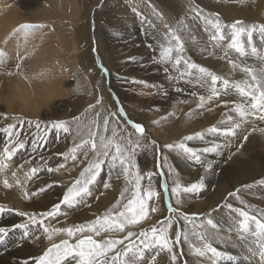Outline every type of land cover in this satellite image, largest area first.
<instances>
[{"label":"rangeland","instance_id":"obj_1","mask_svg":"<svg viewBox=\"0 0 264 264\" xmlns=\"http://www.w3.org/2000/svg\"><path fill=\"white\" fill-rule=\"evenodd\" d=\"M141 1L152 4L157 10L159 8V6L155 5L157 3L153 2V0H9L10 5L15 6L21 14H29L31 11H33L37 17L29 18L28 16H25L27 22L29 23L22 22L23 20L20 19L21 21L18 22L14 27V29H18V38H16L17 32L12 30L9 33V37H7L5 40L0 39V51L4 53V56L0 57V129L6 128L9 124H16L13 132L19 133L18 137L16 135L9 137L6 132L0 131V159H3V150L5 147H8L11 150V148L15 146V143H24V147L18 149L13 154L10 160L4 161L8 165L7 169H9V172H6L5 169L0 171V187L5 186V180L8 181L9 185H13L11 182L15 183L18 181V184L15 183V186L16 184L17 186H19L18 191H16L17 194H15L14 197H17V200L21 199L19 200V203L22 202V204H25L28 198L34 197L33 194H39L41 195L40 197L42 199L49 200L47 198H50L51 203L53 202V199L57 198V203H55V205L60 204V208L58 210L59 214L57 213L54 216H44L42 214L52 211L54 206H52L51 203L46 208L40 206L36 207L34 211H29L26 208H22L23 205L14 206L13 204L15 203H13L12 200L8 198H1L2 200L0 199V206H3L6 210L0 213V228H4L7 230V235H5L4 237V242L0 243L1 261L5 262L3 264H19L21 261V264H24L23 262L25 261H27V264L29 261V264H35V259L33 257H31L32 259L30 257L24 259L19 255V249L23 248V246L19 243H25L26 240L27 242L30 241V229L32 228L31 226L34 225L29 219L30 216L34 215L38 222H40L41 219L44 222L50 220L55 224L53 225V227H63L65 224H62L57 220V217L59 215H64L67 217L70 216L71 219L76 220V217L80 214L82 215L83 212H85V208L87 209L86 201H88L87 203L89 204L91 203L89 202L90 199H87V197L89 198V196H85V198L82 197L83 199L77 198V201L72 205L62 203L63 196L66 193L67 189L75 182L76 179H78L80 172L93 158V152L91 150L90 143L84 145L85 148L83 147L77 150L76 156L78 160L73 161L71 159L72 163L70 162V159L66 160L64 156L59 154L70 153V150L76 145L80 144L82 141L90 140L92 138V133H96L95 139L97 144H99V137L101 135L104 136V133L108 134L107 139L108 136L109 138L112 137V139L117 143L119 142L121 144H125L126 140L129 138L133 142H135L140 134L135 131L129 121L139 123L144 127L146 131L139 141L141 147L136 149L135 154V161L139 169V174L144 177V179H142L141 181V192L143 194L145 190H154L158 193L160 192L161 197H163L161 191L165 188L168 191L172 189L176 184V177L179 178L178 170H176L177 166L174 165V160L175 157H183L185 152L180 153L181 150H184L176 147V145L180 142H183L187 147H191L192 149L196 150V152H199V149H201V147L195 145L192 147L191 145L193 144L191 143V141L194 142L195 140H197L198 143H200L201 141L205 142L211 139L213 134L212 132H207V135L205 133L203 134V138L196 136V139L194 134L193 139L184 140V137L188 135L193 136V134L190 132L189 134L184 135L183 133L179 132L174 134L173 136H169V132L164 131V129L162 131V134H159L154 130L153 123H155V126L159 124L162 129L163 124L168 122V119L171 118V116L175 115L174 118H176V114L174 113L176 111H180L181 109L185 110L181 112L183 113L185 122L187 120L196 122L200 118H203L200 115L193 114V111H195L196 109L205 111L204 117L207 118L208 113L211 114V112H207V110L213 111L215 98H217L220 102L229 101L237 104L243 103L245 104V106L247 105V97H243L240 94H233L230 98L227 99L225 98V93H219V95H222L224 98L219 95L213 97V102L210 100L209 103H207V101L202 108L198 107V105L200 104V99L197 103L192 105L190 103V100L196 96L195 91H198L200 88L204 87V81L200 79L193 80L189 75H186L187 73L185 70L183 72L185 73V75L180 77H183L182 79H179V76H176V70L173 67L172 62L170 63L162 61L160 52L161 45L163 44L161 43L160 39V31L155 28L149 29L147 27V31L144 32V27H146L148 23L151 24V22H147L149 19V15L142 8ZM181 1L185 5L183 6L181 3L182 7H184V16L186 15L185 18L187 20L184 23L186 34L190 33L188 29L189 26L193 27L194 29V33H190L189 40H193V42H195L196 44L197 42H200L202 46L205 44V47H208L205 50L207 52L209 51V53H214L216 50H219V48H217L218 46L210 41L212 35L206 33L207 28L202 24L201 18L195 16L196 13L193 11V7L195 6L196 9L202 7V15L205 18L207 17L211 20H215L217 18L214 14L219 13L218 9L205 7L203 0H192L194 3H192L191 0H180V2ZM50 2L54 4V13L51 12L43 14ZM190 4H194V6ZM133 9H135V11ZM187 14L189 16L193 15L196 18H194L193 16L189 18ZM218 18L220 21L222 20L221 23H223L224 25H231L234 21L237 20L243 21V26L245 24L247 27L253 24H264V20H249L247 18H240L239 16H226L222 18L220 17V15H218ZM21 25H43V27L35 28L37 30V34L32 31V33L35 34V37L31 39L30 43L34 39L38 40V42L42 45V48L45 47L47 52L52 51V54L48 55L45 62L48 64V71L47 73L45 71H42V77L45 81H48V73H53L55 75V78L57 79V82L55 79L56 85L55 88L53 87L51 97L47 98L48 100H45V102L43 101V104L40 103L37 111L23 108L22 103L18 98H15L14 102L12 103L6 101L4 98L5 92L7 90L6 87H8L5 81H7L9 78H20L22 76L20 79L28 84H33L32 86L35 87V83L31 80L34 78L33 75H31L32 73L27 72V70H24L20 66V68L17 67L21 58L16 56V54L10 50V46H19L22 39L27 38L23 33L25 29L20 28ZM202 34H206V38L203 39H205L207 43L202 41ZM226 34L231 35V29L226 31ZM182 39L183 37H181V40ZM198 39H201V41H199ZM252 39L253 41L256 40V44H259L263 41V43L259 44V49H256L258 51V55L261 58V61L264 63V36H262V34L257 30L253 32ZM8 41H12L13 45H8ZM28 43L29 40L27 41V44ZM214 46H217L216 49L214 48ZM251 49L252 48L246 49V55H240L241 60H237L235 58H233L234 60L231 59V61H235V63L238 65V69L235 68L233 71L235 73V71L238 70L237 74L235 73L236 77L232 72L233 77L229 76L223 78H226L229 81H243L244 79L248 78H246L247 76L242 73V75H244L245 77L244 79H239V75L241 74L239 73V71L242 72L240 70L242 67H250L258 72L263 69L259 67L260 65L250 66L249 63H251V59L257 60L256 56L248 54L249 52L252 53ZM190 51L191 46H186L185 53L187 52L186 54H188L190 53ZM229 55L230 54H225L223 56L231 57ZM234 57H237V54H235ZM231 65L232 64H230V66ZM105 69L106 71H104ZM165 69H167V71ZM25 74H27V76ZM28 74H30L31 76ZM173 76H175L176 78ZM42 77L37 76L38 80H43ZM178 84H180L181 86ZM185 85L190 88L188 89L187 87H185ZM158 95H160V97ZM238 96L241 97L239 98ZM237 99H239L240 101H238ZM97 101H100V103H97ZM89 105H92L93 107L89 108ZM182 105H184V108H181ZM179 108L181 109L179 110ZM186 108L189 109V111H187ZM120 109H123V114L121 113ZM190 109L193 111H191ZM230 109L233 110H229L225 113L228 115L239 116L238 113L235 112L234 108ZM185 112L188 113L186 114ZM220 113L223 116H226L224 115L223 111H220ZM249 115L250 117L247 116L248 119H254L255 117H258L257 111L254 114ZM185 116L189 117L185 118ZM5 117H7V119ZM13 117H16L17 119L14 120L12 119ZM247 117L243 119H246ZM162 118L165 119L163 120ZM19 119L24 120L23 125L17 122ZM105 119L108 120L107 131L103 129L104 123L102 121H104ZM225 120L228 124L227 127H230L232 125H235L236 122H241L242 118H240L238 121H232L229 120L228 116H226ZM28 121H32V124L29 125ZM54 121L67 122L70 131L68 133L63 132V130H60L58 132L56 129L51 128V123ZM37 122L40 124L39 129L36 127ZM150 122H152V125ZM111 129H116L118 133V135L114 138L109 133V131L112 132ZM104 137L106 138V136ZM121 137H125V140H121ZM157 138L161 141L157 140ZM225 139H227V137H225ZM169 144L174 145V147L171 149H169L168 147L166 148V145ZM207 147L210 148L212 146L209 145ZM114 152L115 148L113 146L112 153L114 154ZM170 152L173 154H171ZM84 153H87L88 155L87 160H85ZM144 155L145 159L143 158ZM185 155L187 157L185 158L186 163H203L204 159L199 153H197V155L200 157V162H197L195 159H190L187 153H185ZM34 163L37 166L39 165L40 167H33V165L36 166ZM105 164L102 166V170L95 183L89 186L90 192L95 196L97 195L99 201H101V196L100 191L96 186L97 183L106 180L112 182L117 178L114 177V179L112 176H110L112 172L116 173L117 168L110 169L108 163ZM118 164L119 163L117 162V166ZM60 165H64V167H60ZM231 165L232 164L230 163L226 165L223 164L221 167V172H232L233 170ZM11 167L14 170H11ZM30 167L38 169L36 174H34L35 176L30 174L32 169ZM49 168L53 169V171H48ZM15 172L20 174V176H12ZM21 172H24L25 174L26 172L30 173L26 174V177H23ZM67 172L71 175L70 178L66 176ZM149 172L153 173L152 176L155 177V179H153L151 176V184H149V178L146 175ZM166 173H168L169 179L167 178ZM73 176L74 178H72ZM119 176L120 180L124 181V183H126V185L128 186L127 188L129 189V191L125 193L124 200L126 201L127 199L131 198L133 190L132 188H134V181L129 184L121 171L119 172ZM202 176L203 175L200 172L198 177H196V180L199 181V183L202 182L204 187L196 193L199 196L204 197L208 193H211L212 189H214V185L204 184ZM36 178L37 180H35ZM25 179H29V181H25ZM164 181H167V184L163 188L162 185L165 184ZM258 181V179L247 180L242 186H240L238 190L243 192L247 189L257 188L258 185L256 183ZM185 185L186 184H184L183 187H185ZM123 186L121 187L120 191L117 192L118 194L116 199L120 198L121 192L126 187ZM161 187L162 190L159 189ZM41 189H43V191H41ZM54 191H56L59 195ZM28 194H30V196L32 197H29ZM164 194L165 190L163 195ZM172 197V206L177 209L175 213H172V215L176 214L180 220L185 221V224L188 225L189 222L183 218L185 214L180 212L182 201H179V203L177 202L180 195L173 194ZM155 200H157L158 202V198H155ZM150 201L151 206H154V203H152L153 198L149 200L148 203H150ZM113 202L115 203L116 201H112L111 204ZM111 206L112 205H110V208ZM8 209H11V211H9ZM119 210H122V206L121 209H114V211ZM22 211L24 213H28L29 215L21 216L17 214V212ZM101 211V209L97 210V214ZM225 211L228 213H226ZM222 212L225 216L230 217L231 215V211L228 209L227 205L222 209ZM206 214L209 219L212 220L210 212L206 211ZM98 216L100 215H97L96 217ZM173 217L174 215L171 216V219L173 221L172 224L176 222L175 217ZM169 219V217L160 218L158 220V226L166 227L167 221ZM7 220L11 221L8 225H5L7 223L3 222H6ZM21 224L27 225V230L29 232L28 237H24V228L16 227V225ZM49 224H47L46 227L52 228V226H50ZM195 225L198 228L197 231L189 232L184 230L180 239L183 242H188L189 244H191L190 246L192 248V251L195 253V257H198V254L195 252V248L197 247L193 244L194 238L199 239L200 234H203L204 237H206L208 235H212V232L210 231V229L209 231L208 229H206V227L202 224V220L195 222ZM228 226L229 228H227V231L233 233L231 229L233 230L234 228L230 225ZM126 228L127 229H125L124 232L116 231L111 233H102L101 236H94V238L97 240L103 239L105 237L111 239H123L128 231L136 233V235L129 238V240H125L124 244L118 245L113 252L107 254H116L117 252H119V257L122 263L127 262V264H133L132 260L128 258V255L131 252H129L128 255L125 256L123 254V250L128 245L132 246V251L136 249L143 250L144 245L141 243V240H144V237H141L139 233L141 231H144L150 234L151 228H149V226L145 224H141L140 222L136 225H128L126 226ZM87 235L91 234H85L84 236ZM58 236L59 234L54 235L50 244L59 243L60 240L56 239L58 238ZM185 236H187V239H185ZM227 236L230 237L229 235ZM76 237L68 239L69 242L74 244L76 239L81 238V236L77 238ZM170 238V242L173 241V252L177 255V264L180 260L179 257H181L180 250H176L177 243L173 239V236ZM231 240L234 241V238L231 237ZM212 242H217V240L213 239ZM47 243L48 244L45 250L50 246L49 242ZM155 249H153L152 251L157 252L158 247H156ZM146 252L147 253L143 251V256L152 258V254H150L151 248L146 249ZM161 255L164 257L168 264H172L171 254H169L166 249L161 250ZM159 258L161 260L160 256ZM208 258L209 261H213V259H211V256ZM101 259L105 260L106 257H103ZM135 262L136 261H134V263Z\"/></svg>","mask_w":264,"mask_h":264},{"label":"bare ground","instance_id":"obj_2","mask_svg":"<svg viewBox=\"0 0 264 264\" xmlns=\"http://www.w3.org/2000/svg\"><path fill=\"white\" fill-rule=\"evenodd\" d=\"M203 1H204L205 7L217 8L219 11L218 15H220V17H222V18L226 17V16L227 17L239 16L240 18H247L249 20H259V21L264 20V0H203ZM153 2L157 3V4H155L156 6H159L158 10L155 9L152 4L145 3V2L141 3L142 8L149 15V19L147 22H151V24L148 23L146 25V27H144V29H145L144 32L147 31V29H146L147 27L149 29H151V28L152 29H154V28L158 29L160 31V34H161L160 35L161 43L164 46H168L167 41L164 38V34L166 32H168V28L165 27V25L167 24L170 28L175 30L176 33L180 37H183V39H182L183 43L185 40L184 52L182 53V55L184 56V58L186 60H188L191 63H195L199 66L205 67L218 76L233 77L232 72L234 71V69H233V67L231 68L232 65L230 66L228 61L233 59V58H235L237 60H241V56L234 49H231L228 47V44L230 43L231 35L226 34V31L230 30L229 27H225L222 30L223 34L225 35V39L223 41L217 42V41H213L212 39H210V41L213 44L218 46V47L214 46V48L216 49V47H217V48H219V50H216L214 53H212L211 52L212 49H211L210 50L211 53H209V51L207 52L205 50L208 47H205L204 43H203L204 45L202 46L200 44V42H197V44H196L195 42H193V40L192 41L189 40L190 33H194V29H193V27L189 26L188 29H189L190 33L186 34V32H185L184 23L187 20L185 18L186 15L184 16L185 10H184V7H182V5L183 6H185V5L182 1L180 2V0H153ZM181 3H182V5H181ZM192 3H194V2L192 1ZM53 5L54 4L52 2H50V4L47 5L48 7L43 14L51 13V12L54 13ZM187 5H189V4H187ZM190 5L194 6V4H190ZM29 6H32V5H29ZM193 8H195V6ZM199 8L201 9L202 7H199ZM217 9H216V11H217ZM55 13H56V10H55ZM25 16H28L29 18L30 17H33V18L37 17L33 11H31L29 14H27V13L21 14L20 11L15 6L10 5L9 0H0V39L5 40L7 37L10 36L9 33L12 30L17 32L16 38H18L19 37L18 29H14V27L21 20H23L22 22L29 23V22H27ZM192 16L193 15H190L189 18H191ZM194 18H196V17H194ZM198 18H199V16H198ZM207 19H208L207 17H206V19H201V22L207 28L206 33L213 35V34H215V29L212 27L211 24L207 23ZM150 20H152V21H150ZM189 23H190V21H189ZM225 23H226V21H225ZM196 24H197V22H196ZM192 26H194V25H192ZM244 26H246V25L244 24ZM32 31L37 34V32H36L37 30L35 28L24 30L23 33L25 34V36L27 38L26 39L23 38L19 46H10V50L13 51L16 54V56L21 58L19 63H18V66L22 67L24 70H27V72L32 73L31 75H33L34 78L31 80L35 83V85H34L35 87L32 86L33 84H28L25 81H23L22 79H20L22 76L21 77L19 76L20 78H9L8 80L6 78L7 81H5V82H6L8 87H6L7 90L5 92L4 98L6 101H8L10 103L14 102L15 98H18V99H20L23 108H28L30 110L32 109V111L33 110L37 111V108H38V106H40V103L43 104L42 103L43 101L45 102V100H48L47 98L51 97V93L53 91V87L55 88L57 79L55 78V75L53 73H48V75H49L48 81H45L44 78L42 77V71H45L46 73L48 71V64L45 62H46V58L48 57V55L52 54L51 53L52 51L47 52L46 48L45 47L42 48V45L38 42V40L34 39L30 43L31 39H33L35 37V34L32 33ZM195 33H196V31H195ZM203 38H206V34H202V41L207 43V41H205V39H203ZM262 38H261V40H262ZM28 40H29V43L27 44ZM241 40L243 41L244 47L246 49L247 48L249 49L252 47L258 48V47H260L259 44L263 43V41H262L259 44H256V40H254L255 41L254 42L252 39V43H251V45H249L248 44V38H247L246 34L241 37ZM199 41H201V39ZM7 43H8V45L9 44L13 45L12 41H8ZM185 44H187V45H185ZM186 46H191V51H190L191 54L190 53L186 54L187 52L185 53V47ZM225 54H230L229 56H231V57H224L223 55H225ZM235 54H237V57H239V58L234 57ZM248 54L256 56V59H257V60L251 59V63H249L250 66H257V65L259 66L260 65L259 67L264 69V63L261 61V58L258 55V53L253 54V53L249 52ZM173 55L175 56V53H173ZM193 56H195V57H193ZM172 65L176 70V76L177 77L179 76V79H182L183 77L180 78L181 73H183L184 70L186 71V66L184 65V63L182 62L178 66H174L173 63H172ZM191 71H192V75H189V76L193 80L200 79V80L204 81V84H205L204 87L200 88L198 91L194 90L196 92V96L190 100V103L192 105H194L195 103H197L199 101L200 96H204L206 98V101H207V97L211 94V91H210L211 81H210V78H208V77L201 78V74L197 70L193 69ZM237 71H235L236 74H237ZM235 73H234V76L236 75ZM239 73H241L239 75V79H244V77H245L244 75H246V74L244 73V75H242L243 72H240V71H239ZM25 75L27 76V74H25ZM28 75H30V74H28ZM51 75H52V77H51ZM37 76L42 77L43 80H38ZM15 77H16V75H15ZM173 77H175V76H173ZM246 78H248V77H246ZM55 79H56V82H55ZM248 79H250V78H248ZM186 84H188V83H186ZM3 85H5V84H3ZM178 85H180V84H178ZM185 87H187V86L185 85ZM199 87H200V85H199ZM217 90L219 93H223V94L225 93V98H227V99L230 98L233 94L239 95V92L236 91L234 88H229L227 90H224L220 83L217 84ZM171 92H172V90H171ZM178 94H179V92H178ZM158 96L160 97V95H158ZM219 96H222V95H219ZM237 100L240 101L239 99H237ZM248 102H249V98L247 99V102H246L247 105H248ZM178 103H179V101H178ZM207 103H209V101ZM236 104L237 103H232L229 101L220 102L217 98H215L214 105H213V111L207 110V112H211V114L208 113L207 118L204 117L205 111L199 110V109H196L195 111H193V110H191L192 109L191 108L190 110L193 111V114L200 115L203 117V118L198 117L200 119L197 121L195 120L196 122L190 121V120H187L186 122L184 121L183 113H181V112L185 111V110L181 109L184 106V105H182L181 108H179V110L180 109L181 110L176 111L174 113V114H176V118H174L175 115L171 116V118L168 117L169 121L166 122L165 124H163L162 129L158 123H157L158 124L157 126H155V123H153L154 124L153 127H154L155 131H157L159 134H162V131L164 129V131L169 132V136L170 135L173 136L174 134L179 133V132L183 133L184 135L189 134L191 132L193 134V137H194V134H195L194 132H196V133L199 132L202 134L205 133L207 135V132H210V131H208V129L213 127V126L220 129V131H218V132H212L213 136L212 137L210 136L211 139H209L205 142L201 141L200 143H198L197 140H195L194 142L191 141V143L193 144V145H191L192 147L194 145L201 147V149H199V152H197V153H199L201 155V157L204 159L202 164L193 163L192 161H191L192 163H190V162L186 163L185 158H187V157H186L184 151H182V150L180 151V153H184V156L183 157H175V160H174L175 164L174 165L177 166L176 170H178V175H179V178L176 177V182H179L181 187H183L184 184H186L185 187H187L193 183H199V181L196 180V177H198L199 173L201 172L203 175L202 177H203L204 184L214 185V189H212L211 193H208L204 197L199 196L196 192L195 193H185V192L181 191L179 193V195H180L179 201L180 202L182 201V206H181L180 212L191 217V219L187 220L189 222V224L186 225L185 221L180 220L176 214H173L176 222L174 224H172L171 228L169 229V237L173 236V239L175 240V233L177 231H179L181 233V235L184 232V230L189 231V232L197 231L198 228L196 227L195 222L202 220V224L206 227V229H208V231L210 229V231L212 232V235H208V236L204 237L203 240L200 238L199 239L194 238L193 244L197 248L203 249L204 244L209 243L219 253H221V255L214 257L211 252H207L204 256L198 255V257H195V255H194L195 253L192 251V248L190 246L191 244H189L188 242H183L180 239L179 242L177 243L176 250L177 251L180 250L181 257H179L180 260L178 261L177 264H264V262L261 261V258L259 256L258 252H257V254L253 255V253H250L248 251L249 247H252L254 250L256 249V237H254L251 234L252 231H255V224L250 222V225H249L250 231L245 232V233H241L239 230V222L243 219V217L240 216L239 211H237V210H242V211L248 212L250 216H256L257 219L264 220V183H261V181H264V118H261L262 116H264V112L257 111L258 117H255L254 119H248V117H250V115H248V117L246 119L242 118L241 122H236V124H239L240 126L238 128H235L234 134L226 133L225 129L232 128V126H234V125H232L230 127H227L228 124H227V121L225 120L226 116L231 117L232 121L233 120L238 121L241 118L237 115H228L225 113V112H228L229 110H233L230 108L235 109ZM195 108H196V106H195ZM187 111H189V109H187ZM220 111H223L224 115H226V116H223L220 113ZM217 112H219V113H217ZM185 113L187 114L188 112H185ZM188 117L185 116V118H188ZM179 120H183V121H179ZM102 122L104 123V121H102ZM150 123L152 125V122H150ZM248 131H250V132H248ZM100 132H101V130H100ZM121 132H122V130H121ZM150 133H152V132H150ZM153 135H155V134H153ZM225 137H227V139H225ZM245 137H246V139H245ZM108 138H109V136H108ZM158 138H157V140H160ZM106 139H107V136H106ZM195 139H196V136H195ZM162 140H164V139H162ZM209 145H211L212 147L217 146L216 150L213 151L214 153L211 151L210 152H204L203 151V149L208 148L207 146H209ZM196 149H198V148H196ZM171 154H173V153H171ZM174 154H176V153H174ZM143 158L145 159V155L143 156ZM14 159H16V158H14ZM70 162L72 163V160ZM30 163H32V162H30ZM228 163L232 164L231 166H232L233 171L230 173H224V172L222 173L221 172L222 171L221 170L222 165L223 164L226 165ZM38 166L33 165V167H38ZM30 168H32V167H30ZM116 168L118 171L116 170V173L112 172V174L110 175L113 178L119 176V172L121 171L119 164H118V166H116ZM237 168H238V170H237ZM11 170H14V169L11 167ZM25 170H27V169H25ZM5 171L9 172V169L5 168ZM63 172H65V171H63ZM19 173H20V171H19ZM29 173L30 172H28V173L26 172V174H29ZM21 174L23 175V177H26V174L24 172H21ZM16 175L20 176V174H18V173H16ZM166 175H167V178L169 179L168 173H166ZM66 176L69 178L71 177V175L68 172L66 173ZM16 177H15V179H16ZM202 177H200V178H202ZM39 178H41V177H39ZM72 178H74V176ZM152 178L155 179L154 176H152ZM174 178H175V176H174ZM254 179L259 180L256 183L258 185L257 188L247 189L243 192H241L240 190L237 191L240 188V186H242L244 184L245 181L254 180ZM26 180L29 181V179H25V181ZM35 180H37V178ZM14 182H15V180H14ZM105 182H108L110 184V187L108 189H105L103 187ZM11 183L13 185H11L10 187H5V186L0 187L1 188L0 199L1 198H8V199L12 200L13 203H15V204H13L14 206L15 205H23L22 208H26L29 211L30 210L34 211V209L36 207H40V206H42L43 208H46L51 203L50 198L46 197L49 200L42 199L40 197L41 195H39V194H36V195L33 194L34 197H32V196H30V194H28L29 197H32V198H28V196H27L28 199L26 200L25 204H22V202L19 203V200H21V199L17 200L16 199L17 197L16 198L14 197V195L17 194L16 191H18V187H19V186H17L18 183L15 182V183H17L16 186H15V183H13V182H11ZM164 183L165 184L162 185L163 188L167 184V181H164ZM0 184H1V182H0ZM123 185L128 187L126 185V183H124V181L120 180V176H119V178H116L112 182H110L109 180H106V181H102V182L97 183L96 186H97V189L100 191L101 201L98 200L97 195L95 196L94 194L91 193V195H89V198L87 197V199H90L89 202H91V203L89 204V203H87L88 201H86L87 209L85 208V212H83L82 215L80 214L79 216H77L76 220L71 219L70 216L67 217L64 215H59L57 217V220L60 221L62 224H65V225L63 227L58 226V228H65V227L85 224L87 222H90V221L96 219L97 215L102 216L107 211V209L110 208V205L114 204V202L112 204H111V202L117 201L119 199V198L116 199L117 194H118L117 192L120 191V189ZM162 187L159 189L162 190ZM129 188H130V186H129ZM164 190H165V194L163 195ZM166 190L167 189L165 188L161 191V194L163 197H161L160 192H159L158 197H153L152 203H154V206H151V201H150V203H148V209H149L148 218L141 221L140 222L141 224H145V225L149 226V228H151V229L153 227H156L157 230H159L160 228H162L164 226H162V227L158 226V220L162 217L171 218V216H173L172 213L176 212L177 209L172 206V202H171V201H173L172 189H170L169 191L168 190L166 191ZM170 191H171V193H170ZM54 192L57 193L56 191H54ZM230 193H235V195H230ZM24 195H26V194H24ZM43 196H45V195H43ZM155 198L156 199L158 198V202H157V200H155ZM126 202H127V200L126 201L122 200L121 206H123V204ZM55 203H57V198L53 199V202L51 203L52 206H55ZM169 205H171V207L173 209H175L174 212L169 213V211H168ZM226 205L228 206V209L231 211L230 217L225 216L222 212V209ZM152 207L157 208V211L152 212L151 211ZM99 209H101L102 211L98 212V214H97V210H99ZM47 210H49V209H47ZM82 211H83V209H82ZM206 211L210 212V214L212 216V220L209 219V217L207 216V214H209V213L206 214ZM77 212H80V211H77ZM226 213H228V212H226ZM61 214H63V213H61ZM10 221L11 220H7L6 222H3V223H7L5 225H8ZM41 221H42V219H41ZM58 221H55V222H58ZM209 221H211V223H209ZM42 222H43V224H41L40 222H37L36 224L31 226L32 228L30 229V231H31L30 241L27 242V240H26L25 243H19L23 246V248L19 249L20 250V253H19L20 257H22L24 259H27L28 257H30V258L31 257H33V258L39 257L42 254V252L45 250V248L48 244L47 242H49V244H50V242H52L46 238V235L43 233V227H45L49 223H50L49 225L52 227L55 224L52 223L50 220H48L46 222H44V221H42ZM228 225H230L231 227L234 228L233 230L231 229V231H233V233L227 231L228 230L227 228H229ZM125 229H127V228H125ZM85 234H91V233H83V235H85ZM149 235H151V230H150ZM227 235H229L230 237H228ZM79 236H81V234L77 235V237H79ZM241 236H243L244 239H241ZM36 237H39V239H36ZM231 237L234 238V241L231 240ZM64 238L70 239L69 237H67L66 234H59L58 238H56V239L61 240ZM8 239H9V237H8ZM31 239H32V241H31ZM213 239L217 240L218 243L212 242ZM155 248L156 247H151L150 254H152V258H148L146 256L145 257L144 256L139 257L138 254L141 251L139 249L133 250L128 255V258L131 259L132 262L136 261L134 264H168L166 262V260L164 259V257L161 255V249L159 247H158L157 252L152 251ZM146 249H150V248H143L142 251L147 253ZM134 254H136V255L134 256ZM113 256H115V254H109L106 256L105 260L108 261V264H124L120 260V257H118V259L116 261H113L112 260ZM159 256L161 257V260H160ZM210 256H211V259H213L212 262L209 261L208 257H210ZM229 257H232V259H229ZM7 261H9V260H7ZM17 261H19V260H17ZM21 262L19 264H21ZM29 262H28V264H29ZM3 263H5V262L1 261V256H0V264H3ZM7 263H10V262H7ZM16 264H18V263H16ZM65 264H75V261H72L71 259H69V261H66Z\"/></svg>","mask_w":264,"mask_h":264},{"label":"snow or ice","instance_id":"obj_3","mask_svg":"<svg viewBox=\"0 0 264 264\" xmlns=\"http://www.w3.org/2000/svg\"><path fill=\"white\" fill-rule=\"evenodd\" d=\"M135 11V9H133ZM193 11L196 13V16H199L201 19H206L202 15L201 9L194 8ZM216 15L215 20L207 19V23L211 24L212 27L215 29V34L212 35L211 39L213 41H223L225 39V35L223 34V28L229 27L231 29V38L228 47L234 49L238 52L241 56L247 54L246 49L244 47L243 41L241 37L243 35H247L248 44L251 45L252 43V34L255 31H259L262 36H264V24H253L251 26L245 27L243 26V21L237 20L234 21L231 25H224L218 18V14ZM43 27V25H21V29H31V28H38ZM168 28V32L164 34V38L167 41L168 46L161 45V52L160 57L162 61L165 62H172L174 66L180 65L182 62L186 66V73L187 75H192L193 69L197 70L201 74V78L208 77L211 81V95L207 97V101L213 99L219 95L217 90V84L220 83L224 90L229 88H234L239 94L243 97L249 98L248 105L240 103L235 105V112L241 118L247 117L249 114H253L256 111L264 112V69L257 72L256 70L250 67H242L240 70L246 74V76L250 79H245L243 81H229L226 78L218 76L208 70L205 67L199 66L195 63H191L184 58L182 53L184 52V43L181 40V37L176 33L175 30L170 28L167 24L165 25ZM174 42V43H173ZM253 54L257 53V49L252 47L251 49ZM175 53V56L173 55ZM4 53L0 51V57H3ZM230 64H232L233 69L237 68L238 65L229 60ZM19 67V66H17ZM167 71V69H165ZM106 71V69L104 70ZM185 73H181L183 76ZM200 104L198 107H203L205 105L206 98L204 96H200ZM100 103V101H97ZM92 105H89V108H92ZM121 113L123 114V109H120ZM7 119V117H5ZM261 118H264L262 116ZM12 119L16 120V117ZM232 118L229 117V120ZM19 124L23 125L24 120L19 119L17 121ZM29 125L32 124V121H28ZM132 124V127L135 129L137 133H139V137L137 140L133 142L130 138L126 140V143L122 145L121 143L115 142L112 138L106 139L103 135L99 137V144H97L95 136L96 133H92V138L90 140H84L80 144L76 145L70 150V153H61L59 155L64 156V158L72 159L73 161L77 160L76 152L78 149L84 147V145L89 144L91 145V150L93 152V158L90 162L87 163V166L80 172L79 178L75 180V182L67 189L66 193L63 196L62 203L67 205H72L77 201V198H82L85 196L91 195L89 186L95 183L97 177L99 176L102 166L105 163H108L109 168L114 169L117 166V162L121 168V172L124 175L125 179L129 184L134 181V188L132 190L131 198L127 199V202L123 204L122 210L114 211V209L121 208V201L125 199V193L129 191L127 187L123 189L120 194V198L109 208L102 216L96 217V219L87 222L85 224L65 227V228H57V227H43V233L46 235V238L49 241H52L53 236L57 234H66L67 237L73 238L76 237L77 234H81V238L76 239L75 243H70L68 239H62L59 243H51L49 247L43 252L42 255L39 257L34 258L35 264H65L66 261L71 259L75 261V264H108L107 260H102L101 258L106 257L108 253L113 252L118 245L124 244L125 240H129L132 236L136 235V233L132 231H128L123 239H111V238H103V239H95V237H99L102 233H111V232H124L126 226L128 225H136L139 222L148 218V201L151 200L153 197H158L159 193L154 190H145L142 194L141 192V181L144 179L143 176L139 174V169L136 165L135 161V154L136 149L141 147L140 139L143 137L145 132L144 127L132 121H129ZM108 120H104V130L107 131ZM240 125L235 124L232 128L225 129L226 133L234 134L235 128H238ZM16 127V124H9L6 128L0 129V131L6 132L9 137L13 135L19 136V133L13 132V129ZM36 127L39 129L40 124L37 122ZM51 128L56 129L58 132L63 130V132L68 133L70 128L65 121H54L51 123ZM210 132H218L220 129L213 126L208 129ZM113 137L117 136L118 133L116 129H113L112 132ZM195 136L203 138L202 133H195ZM121 140H125V137H121ZM193 136H186L184 140H191ZM246 139V137H245ZM154 143V142H153ZM35 146V145H34ZM115 148L114 154L112 153V148ZM24 147L23 142L15 143V146L11 148L5 147L3 150V159H0V170H3L8 167V165L4 162L5 160H10L13 154L20 148ZM169 149L173 148L174 145L169 144L166 145ZM184 150L185 153L188 154L190 159H195L197 162L200 161V157L197 155L196 150L187 147L183 142H180L176 145ZM217 146L211 148L203 149L204 152L215 151ZM85 160H87L88 155L84 153ZM60 167H64V165H60ZM38 169L32 168L31 174L34 175ZM48 171H53V169L49 168ZM16 174L13 173V176ZM149 178V184H151V176L153 173L149 172L146 174ZM119 178V176H117ZM17 183H19L17 181ZM264 183V181H261ZM5 187H10L11 185L8 184V181H4ZM103 187L108 189L110 184L105 182ZM204 187L203 183H193L187 187H181L179 182H176L175 186L172 188L173 194H179L181 191L185 193H195L201 190ZM43 191V189H41ZM239 191V190H237ZM230 195H235V193H230ZM179 203V200L177 201ZM60 208V204H57L53 207L52 211L48 213H44V216H54L58 213ZM6 209L3 206H0V213L4 212ZM11 211V209H8ZM152 212H156L157 208L152 207ZM169 213L175 211L169 205L168 208ZM239 211L240 216L243 219L239 222V230L241 233L249 232L250 231V222L255 224V231H252L251 234L256 237V249L254 250L252 247L248 248L250 253L253 255L259 254L261 261L264 262V220L257 219L256 216H250L248 212L237 210ZM18 215L25 216L29 215L28 213L24 212H17ZM183 218L185 220H190L191 217L184 215ZM29 219L31 220L32 224H36L38 221L36 217L30 216ZM43 224L42 221H40ZM172 219L170 218L167 221V227H162L157 230L156 227L151 229V235L148 233L141 231L139 235L144 237V240H141V243L144 245V248H151V247H159L161 250H167L169 254H171V261L172 264H176L177 255L173 252L172 243L170 242L171 238L169 237V229L172 226ZM211 223V221H209ZM18 228H24V237H28L29 232L27 230V225L21 224L16 225ZM83 233H91V235L84 236ZM7 235V230L4 228H0V243L4 242V236ZM181 237V233L177 231L175 233V242L178 243ZM39 239V237H36ZM187 239V236H185ZM200 239H204L203 234H200ZM241 239H244L241 236ZM145 241H147L145 243ZM129 252H132V246L128 245L123 250V254L125 256L128 255ZM195 252L200 255L204 256L207 252H211L214 257L220 256L219 253L214 247L211 246L209 243H205L203 249L195 248ZM136 254H134L135 256ZM139 257L143 256V251L139 252ZM120 253L117 252L115 256L112 257L113 261H116ZM232 259V257H229ZM27 264V261L24 262ZM127 264V262H124ZM134 264V262H133Z\"/></svg>","mask_w":264,"mask_h":264},{"label":"crops","instance_id":"obj_4","mask_svg":"<svg viewBox=\"0 0 264 264\" xmlns=\"http://www.w3.org/2000/svg\"><path fill=\"white\" fill-rule=\"evenodd\" d=\"M113 132V129H111ZM112 132L109 131L110 135H112ZM104 136H107V133H104ZM113 136V135H112Z\"/></svg>","mask_w":264,"mask_h":264}]
</instances>
